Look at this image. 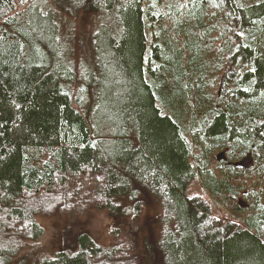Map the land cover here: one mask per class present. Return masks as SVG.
Listing matches in <instances>:
<instances>
[{
    "label": "trees",
    "instance_id": "16d2710c",
    "mask_svg": "<svg viewBox=\"0 0 264 264\" xmlns=\"http://www.w3.org/2000/svg\"><path fill=\"white\" fill-rule=\"evenodd\" d=\"M100 101L133 147L91 136ZM216 150L252 166L216 162L209 196L252 213L186 196ZM38 219L78 246L28 263ZM0 264H264V0H0Z\"/></svg>",
    "mask_w": 264,
    "mask_h": 264
},
{
    "label": "rangeland",
    "instance_id": "374dc122",
    "mask_svg": "<svg viewBox=\"0 0 264 264\" xmlns=\"http://www.w3.org/2000/svg\"><path fill=\"white\" fill-rule=\"evenodd\" d=\"M85 24L89 25L88 22H85ZM81 28L79 27V40L76 42L78 44H81L82 42H86L88 39L91 41V32H92V27H88L85 30V34H81ZM103 37L105 34L102 35ZM71 38L74 40L73 35L65 31L64 32V41L66 38ZM65 48V51H68V46H64L62 48ZM73 50H71L72 52ZM70 52V53H71ZM74 52V51H73ZM69 53V54H70ZM47 54V52H46ZM86 56L87 58L84 60V63L86 64L81 70V76L82 77H87L90 74L93 75L92 70L88 69L87 66L92 67L93 69L96 67H93L96 62L99 60H103L107 57V54L102 51L101 49L95 50L91 45H89L86 48ZM62 57L64 60H68L66 58L65 54H62ZM109 57L111 58V53L109 52ZM69 62V60H68ZM100 66V65H98ZM97 66V67H98ZM94 77V76H93ZM89 128L91 132V136L94 138V129L96 128L98 131H96V136L100 137L99 141L101 144L105 147L106 150H110L112 152L113 150H118V149H124L127 147H133L132 142L133 140L135 141L137 139L135 129L133 126L128 125L127 127L121 124L116 116L109 110V108H105L104 105L100 104L92 110V114L89 120ZM95 139V138H94ZM121 140H127L128 142L119 144ZM202 146V143H200ZM226 152L227 150H216L213 153L212 160H210L208 163L203 164L201 169L199 171V176L194 178L190 184H188L186 188V196H195V195H200L203 196L206 203L209 205L210 202H216L218 204H221L222 199H226L227 202L226 204L228 207H230L233 212H238L240 210H246L249 209H254V206L257 203V195H253L250 199H245L244 194H240L238 198L232 199L227 196H222L220 195H215V199L209 196V191H213L212 187H208L206 185V181L211 180L214 178V174L211 173V169L213 170L214 165L216 162H223L224 164L227 162L226 160ZM214 161V162H212ZM245 165L249 166L250 163L246 161ZM220 166H218L219 168ZM217 173V169L215 170ZM219 176V174H217ZM222 174L219 176V180L221 179ZM202 179V180H201ZM201 181L205 184L203 185ZM256 190V189H255ZM250 191L249 188L247 190L243 191ZM215 211H217L216 214L225 216L227 215V208L226 206L221 205L220 208L215 207ZM146 217L149 216L148 213L145 214ZM235 215H230V217H234ZM38 222L40 226L43 229V234L38 238L37 241L35 242H30L28 246L26 247L25 250H23L20 253V256H24L27 254L29 258L28 263L31 261H34V259H38L41 257H49L52 256L55 252L59 251L62 247H64L68 251H72L75 249L78 244L75 243L73 247H69L72 242H75L73 237L64 235L63 242L60 236V225L57 224V221L53 220H44V219H38ZM110 226V219L109 217L106 216L105 213H99L94 216V218L91 221L90 226L88 228L93 231L95 234L94 236L96 237H103L105 233L108 231V228Z\"/></svg>",
    "mask_w": 264,
    "mask_h": 264
},
{
    "label": "flooded vegetation",
    "instance_id": "af4514ba",
    "mask_svg": "<svg viewBox=\"0 0 264 264\" xmlns=\"http://www.w3.org/2000/svg\"><path fill=\"white\" fill-rule=\"evenodd\" d=\"M249 155H250V153H247L246 156L244 155L245 157L243 156L244 159H243V162H242V168H243L244 170H248V169L252 166V160L250 159ZM243 157H242V158H243ZM246 161L250 163L249 166H248V165H247V166L245 165ZM238 168H240V167H238Z\"/></svg>",
    "mask_w": 264,
    "mask_h": 264
},
{
    "label": "water",
    "instance_id": "95a60500",
    "mask_svg": "<svg viewBox=\"0 0 264 264\" xmlns=\"http://www.w3.org/2000/svg\"><path fill=\"white\" fill-rule=\"evenodd\" d=\"M222 87V80L220 81L219 88H218V94L220 93V89ZM242 163L237 162V163H230L231 166H240Z\"/></svg>",
    "mask_w": 264,
    "mask_h": 264
}]
</instances>
